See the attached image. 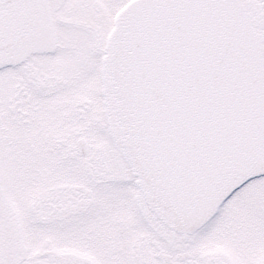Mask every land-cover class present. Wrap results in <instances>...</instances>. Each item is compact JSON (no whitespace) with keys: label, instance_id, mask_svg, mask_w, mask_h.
Segmentation results:
<instances>
[{"label":"snow or ice","instance_id":"obj_1","mask_svg":"<svg viewBox=\"0 0 264 264\" xmlns=\"http://www.w3.org/2000/svg\"><path fill=\"white\" fill-rule=\"evenodd\" d=\"M0 264H264V0H0Z\"/></svg>","mask_w":264,"mask_h":264}]
</instances>
